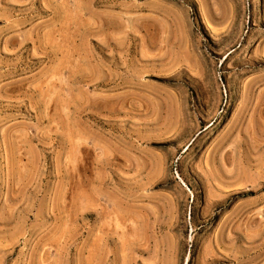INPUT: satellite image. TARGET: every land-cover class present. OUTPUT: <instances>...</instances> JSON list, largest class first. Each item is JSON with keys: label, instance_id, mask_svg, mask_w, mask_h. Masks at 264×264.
I'll return each instance as SVG.
<instances>
[{"label": "rangeland", "instance_id": "374dc122", "mask_svg": "<svg viewBox=\"0 0 264 264\" xmlns=\"http://www.w3.org/2000/svg\"><path fill=\"white\" fill-rule=\"evenodd\" d=\"M0 264H264V0H0Z\"/></svg>", "mask_w": 264, "mask_h": 264}]
</instances>
